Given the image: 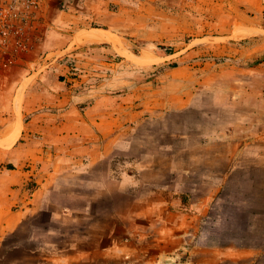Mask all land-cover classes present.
Wrapping results in <instances>:
<instances>
[{
	"label": "rangeland",
	"instance_id": "1",
	"mask_svg": "<svg viewBox=\"0 0 264 264\" xmlns=\"http://www.w3.org/2000/svg\"><path fill=\"white\" fill-rule=\"evenodd\" d=\"M143 1L42 0L31 9L27 50L14 53L11 67L0 74V127L14 113L19 115L17 90L22 83L26 86L45 71L57 76L58 64L46 66L58 56L63 57L61 65H74L67 56L76 32L78 42L87 31L131 19L134 7L144 14ZM119 36L138 57L144 54V41ZM210 36L202 39L193 33L170 47L153 46L161 54L171 48L174 55L138 59L145 64L118 69L125 78L137 83L150 78L156 86L169 64L189 68L194 75L189 104L145 122L132 145L118 153L124 160L143 152L153 155L156 173L148 179L154 185L141 186L136 193L138 185L127 183L124 193L101 194L92 216L63 221L57 236L45 235L56 244L53 252L86 251L87 264H264V34L230 41ZM109 57L115 62L128 59ZM84 203L57 199L58 205L76 209ZM48 221L42 218L39 225ZM62 233L74 236L70 238L77 249L64 250ZM10 257L34 260L19 251Z\"/></svg>",
	"mask_w": 264,
	"mask_h": 264
},
{
	"label": "crops",
	"instance_id": "2",
	"mask_svg": "<svg viewBox=\"0 0 264 264\" xmlns=\"http://www.w3.org/2000/svg\"><path fill=\"white\" fill-rule=\"evenodd\" d=\"M166 3L144 0V14L134 7L131 19L95 28L112 39L98 40L93 29L76 42V32L73 50L67 54L73 66L61 65L63 57L58 56L46 66L58 64L57 76L45 71L26 86L22 83L17 90L19 115L13 116L10 97L13 117L0 127V264H87L86 251L72 255L58 248L53 252L56 244L45 235L57 236L63 221L75 223L92 216L93 203L103 193H124L127 183L138 185L136 193L141 186L154 185L148 179L156 173L153 155L143 152L124 160L118 153L132 145L145 122L188 106L194 75L183 66L166 68L153 86L150 78L137 83L118 69L139 67L149 57H172L174 53L161 54L153 46L170 47L193 33L226 41L264 34V0ZM119 35L144 41V54L138 57ZM89 45H94L91 51L82 48ZM109 55L129 60L115 62ZM63 197L84 200V207L58 205L57 199ZM42 218L49 220L48 225H39ZM63 234L64 250L77 249L71 242L74 236ZM13 251L34 260L11 259Z\"/></svg>",
	"mask_w": 264,
	"mask_h": 264
},
{
	"label": "built area",
	"instance_id": "3",
	"mask_svg": "<svg viewBox=\"0 0 264 264\" xmlns=\"http://www.w3.org/2000/svg\"><path fill=\"white\" fill-rule=\"evenodd\" d=\"M42 0H0V74L11 67V56L27 50L29 16Z\"/></svg>",
	"mask_w": 264,
	"mask_h": 264
},
{
	"label": "bare ground",
	"instance_id": "4",
	"mask_svg": "<svg viewBox=\"0 0 264 264\" xmlns=\"http://www.w3.org/2000/svg\"><path fill=\"white\" fill-rule=\"evenodd\" d=\"M93 32H94L93 34L99 36V37H97L98 40H101V39L106 38V37H107L108 39H112V37L109 36V35H106V33H104V31H101V30L95 29Z\"/></svg>",
	"mask_w": 264,
	"mask_h": 264
},
{
	"label": "trees",
	"instance_id": "5",
	"mask_svg": "<svg viewBox=\"0 0 264 264\" xmlns=\"http://www.w3.org/2000/svg\"><path fill=\"white\" fill-rule=\"evenodd\" d=\"M161 47V46H160ZM162 48V47H161ZM165 53L166 54H172V49L171 48H165ZM178 65L176 63L169 64L167 68H174L177 67Z\"/></svg>",
	"mask_w": 264,
	"mask_h": 264
}]
</instances>
